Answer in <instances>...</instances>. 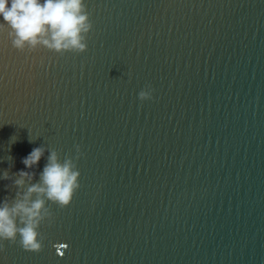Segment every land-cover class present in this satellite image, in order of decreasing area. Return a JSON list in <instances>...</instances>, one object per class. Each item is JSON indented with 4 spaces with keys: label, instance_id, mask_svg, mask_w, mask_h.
Masks as SVG:
<instances>
[{
    "label": "water",
    "instance_id": "water-1",
    "mask_svg": "<svg viewBox=\"0 0 264 264\" xmlns=\"http://www.w3.org/2000/svg\"><path fill=\"white\" fill-rule=\"evenodd\" d=\"M85 3L82 53L0 31V201L53 149L80 172L43 250L0 241V264H264V0Z\"/></svg>",
    "mask_w": 264,
    "mask_h": 264
},
{
    "label": "clouds",
    "instance_id": "clouds-1",
    "mask_svg": "<svg viewBox=\"0 0 264 264\" xmlns=\"http://www.w3.org/2000/svg\"><path fill=\"white\" fill-rule=\"evenodd\" d=\"M0 17V31L7 30L12 46L21 52L44 47L60 55L82 53L93 29L85 0H0ZM152 91L147 86L139 92V99H152ZM76 149L78 159L82 153L79 145ZM44 154V146L35 147L21 162L32 169ZM15 175V196L0 201V241L40 252L44 247L40 226L46 220L51 222L53 215L48 203L67 207L80 187V172L71 156L61 162L53 149L37 182H32L35 173L31 171L21 169ZM3 179H10L8 171L3 172ZM61 246L67 244L58 245V251Z\"/></svg>",
    "mask_w": 264,
    "mask_h": 264
},
{
    "label": "snow or ice",
    "instance_id": "snow-or-ice-1",
    "mask_svg": "<svg viewBox=\"0 0 264 264\" xmlns=\"http://www.w3.org/2000/svg\"><path fill=\"white\" fill-rule=\"evenodd\" d=\"M62 247V246H61Z\"/></svg>",
    "mask_w": 264,
    "mask_h": 264
}]
</instances>
